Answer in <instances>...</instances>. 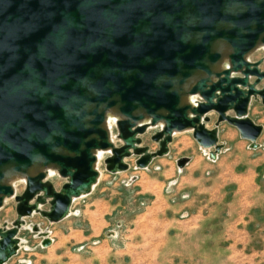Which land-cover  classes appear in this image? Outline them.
<instances>
[{
  "label": "water",
  "instance_id": "obj_1",
  "mask_svg": "<svg viewBox=\"0 0 264 264\" xmlns=\"http://www.w3.org/2000/svg\"><path fill=\"white\" fill-rule=\"evenodd\" d=\"M260 42L264 0H0V208L14 198L17 212L0 225V264L18 254L26 218L60 222L92 191L97 150L112 174L132 157L145 169L169 154L174 132L191 131L215 160L224 122L258 148L264 126L249 109L264 106V54L247 55ZM108 111L119 115L113 140ZM150 127L155 151L141 146ZM48 166L65 179L59 189ZM16 175L20 194L8 182Z\"/></svg>",
  "mask_w": 264,
  "mask_h": 264
},
{
  "label": "crops",
  "instance_id": "obj_2",
  "mask_svg": "<svg viewBox=\"0 0 264 264\" xmlns=\"http://www.w3.org/2000/svg\"><path fill=\"white\" fill-rule=\"evenodd\" d=\"M234 129L232 136L240 137ZM263 139L262 133L258 143ZM248 143L226 145L214 161L203 153L191 157L180 174L171 169L159 174L162 180L157 176L148 177L144 182H132L140 188L136 194L150 198L148 205L131 219L124 245L118 243L120 232L117 228L124 225L123 214L133 212V203L138 199L133 197L126 204L121 196L105 198L106 187L100 188L99 180L89 194L79 198L89 201L86 235L83 230L70 228L71 233L81 236L80 240L71 242L62 229L54 228L53 243L48 247L53 249L50 263L225 264L230 261L228 253L232 247L239 249L241 254L243 246L260 251L258 243L261 247L264 243L257 237L263 235L250 229L253 216L249 215L248 207L254 196V186H257L255 177L264 179V165L259 162L264 148L251 149ZM196 145L199 147L198 143ZM251 156L254 159L251 160ZM169 182L173 187L166 190ZM111 222H115L116 228L109 227ZM256 229L260 228L256 226ZM249 236L252 244H249ZM77 241H91L92 245L88 242L86 247L92 248V252L74 253Z\"/></svg>",
  "mask_w": 264,
  "mask_h": 264
},
{
  "label": "rangeland",
  "instance_id": "obj_3",
  "mask_svg": "<svg viewBox=\"0 0 264 264\" xmlns=\"http://www.w3.org/2000/svg\"><path fill=\"white\" fill-rule=\"evenodd\" d=\"M263 54H264V49L255 53L252 56L251 60L252 61L259 60L260 58H262ZM210 116L212 120L210 121V123H208V125H214L217 115L215 113H211ZM249 116L256 123L264 126V106L260 102L253 101L249 109ZM234 128H235L234 126L228 124L227 122H224L220 125V132H219L220 143L224 144V148L222 149V151L225 149L226 145L233 146L239 143L243 145L249 142L236 135L232 136V132H234L235 130ZM158 129H159L158 127H152V128L150 127L144 134L140 135V138L142 139L141 146L148 147L150 151L157 150L159 147L158 143L154 141L152 137L155 131H157ZM263 138H264V131H263ZM195 142L196 141L193 138L191 131L177 132V134H175L173 137V141L169 145L170 152L168 155L154 159L153 162L150 164V166L145 169L136 168L135 167L136 157H132L127 160V162L130 164V169L127 171L118 172L116 174H112L107 170L105 159L107 158L108 153L104 154V156L99 162L98 169L101 172L100 188L106 187L105 191L103 192L105 198H109V197L117 198L121 196L124 197L126 204L130 202L133 197H136L138 199L136 203H133L134 204L133 212L123 214L124 225L120 228H117L120 232V237H119L120 242H118L119 244L124 245V237H126L127 234L129 233L128 230H129L130 222L133 216L135 215V213L141 212L149 203L148 198L150 197H147L142 194H136V191L140 188L137 185H133L134 182H138V181L144 182L148 177H157V176H159L160 180H162L161 177L162 175L159 174L161 172H165L166 170H171V169H176L178 174H180L182 168L178 167L177 160L181 158H191L203 153V155L207 159L214 161L213 159L210 158L206 150L202 149L200 146L198 147L196 145L197 142L196 143ZM115 143L116 145H120L122 142L120 140L115 139ZM248 144L250 146V142ZM258 144L260 146H263L264 148V139L260 141ZM222 151L220 153H222ZM249 158L251 160L254 159L252 156ZM261 158L262 161L259 160L258 161L260 162V164L264 165V155L261 156ZM48 178L54 183L57 189H59L65 182V179L60 177L57 172H54V174L52 176H49ZM255 178H256L255 183L257 184V186L256 185L254 186L255 190L252 192L254 196H252V201L250 202V205L248 207L249 215L253 216V218H251V221L249 223V227L250 229H254V231L257 230L259 234L263 235V237H259L258 235L257 238L259 241L262 240V242L264 243V179L258 176ZM174 180H176V178ZM172 187H173L172 183L169 182L167 184L166 190H170ZM23 189H24V184L21 182L18 183L16 190L17 194H20L23 191ZM169 195H172V192H170ZM79 198H76V200H74L70 209V214L67 217L68 219L65 218L67 220L63 221L62 223H59L58 225L56 223H49L40 214H35L32 217L26 218L25 226L19 232V237L21 240L20 252L17 255L11 257L10 260L7 261L5 264H51L50 262L53 254V249L52 246L49 249L48 247L53 243L54 237L52 235V232L54 228L62 229L65 235H67L66 239H71V242H76L75 239L80 240L81 236L80 234L71 233L70 228L79 231L83 230L84 234L86 235L89 229V222L87 221L88 215L86 213L87 205L89 201L87 199H79ZM48 208H49L48 204L42 206L43 210H47ZM117 215L118 214H116L115 217ZM16 218H17L16 202L14 198H9L0 208V225L10 228L12 227ZM256 226L259 227L260 229H256ZM35 227H37L38 229H35ZM109 227L116 228L115 222H111ZM39 230H42L43 233H39ZM248 233L250 235V230ZM250 236L249 238H251ZM45 238L51 239L52 243L48 246H45L43 244V240ZM79 242L80 241L74 243L75 244L74 248H76L75 250H73L74 253H79V252L82 253L83 251L85 252L86 250L92 252V248L88 249L86 247V244H88V242L89 245H92L91 241H82L80 243ZM252 242L253 239L251 238L249 244H252ZM118 243L116 242V244ZM69 245L70 243H68V246ZM83 245L84 248H82ZM243 245H245V241H243ZM250 249L251 248L249 246L248 248H244L243 246L242 248L243 253L241 254V252H239L240 250L236 249V247L230 248L228 255L230 254L231 258L229 259L230 261L225 264H264V246L261 247L260 243H258L257 249L260 251L257 250L251 251ZM149 251L151 252V250ZM41 256L44 257L42 258Z\"/></svg>",
  "mask_w": 264,
  "mask_h": 264
},
{
  "label": "bare ground",
  "instance_id": "obj_4",
  "mask_svg": "<svg viewBox=\"0 0 264 264\" xmlns=\"http://www.w3.org/2000/svg\"><path fill=\"white\" fill-rule=\"evenodd\" d=\"M262 49H264V44H262V43L260 42V43H258V45L255 47V49H253L250 53H248L247 57L251 60L252 56H253L255 53L261 51ZM227 64H228V60H227V58H226V54H224V57H223V59H222L220 65H219V68H223V67H225ZM184 101H186V102H193L194 99H193V97H191V96H186V97L184 98ZM117 118H119V115L115 114V113L112 112V111H108V112H107V116H106V127L110 130V134H111L110 136H111V139H112V140L114 139V136H113L114 134H113V131H112L111 127H112L113 124H114V120L117 119ZM147 121H149V118H148V117H146L145 120H144L143 122H147ZM175 134H177V132H174V135H175ZM205 150H206V152H207L208 154L210 153L207 149H205ZM95 154H96V156H97V162H96V164H95V167H96L97 170L99 171V180H100L101 172H100V170L98 169V165H99L100 160H101L102 157L104 156L105 151H103V150H97V151H95ZM44 170L46 171V173H47L48 176H52V175L54 174V172H56V168H55L54 166H48V167L44 168ZM19 181H25V177H24V176H20V175H16V176H13V177H11L10 179H8V182H9L10 184H12L16 190H17V182H19ZM94 187H95V186H94ZM94 187H93V189H94ZM93 189H92V190H93ZM85 195H87L86 192L83 193V195H82L81 197H83V196H85ZM6 200H7V199H6ZM74 200H76V199H74ZM40 208H41V207H40ZM24 226H25V223H23L21 229L24 228ZM39 233H43V231H42V230H39ZM20 243H21V242H20ZM19 248H20V244L18 245V250H19Z\"/></svg>",
  "mask_w": 264,
  "mask_h": 264
},
{
  "label": "built area",
  "instance_id": "obj_5",
  "mask_svg": "<svg viewBox=\"0 0 264 264\" xmlns=\"http://www.w3.org/2000/svg\"><path fill=\"white\" fill-rule=\"evenodd\" d=\"M20 248H21V243H20ZM20 248H19V250H18V253L20 252Z\"/></svg>",
  "mask_w": 264,
  "mask_h": 264
}]
</instances>
